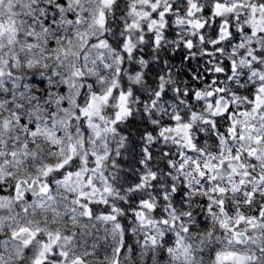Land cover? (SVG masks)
Segmentation results:
<instances>
[{
	"label": "snow or ice",
	"instance_id": "snow-or-ice-1",
	"mask_svg": "<svg viewBox=\"0 0 264 264\" xmlns=\"http://www.w3.org/2000/svg\"><path fill=\"white\" fill-rule=\"evenodd\" d=\"M0 264H264V0H0Z\"/></svg>",
	"mask_w": 264,
	"mask_h": 264
}]
</instances>
